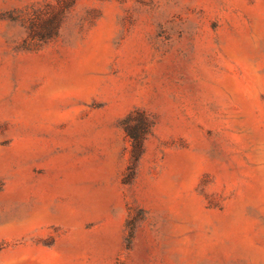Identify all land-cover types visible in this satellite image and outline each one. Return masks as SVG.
I'll list each match as a JSON object with an SVG mask.
<instances>
[{"label":"rangeland","instance_id":"obj_1","mask_svg":"<svg viewBox=\"0 0 264 264\" xmlns=\"http://www.w3.org/2000/svg\"><path fill=\"white\" fill-rule=\"evenodd\" d=\"M0 264H264V0H0Z\"/></svg>","mask_w":264,"mask_h":264},{"label":"trees","instance_id":"obj_2","mask_svg":"<svg viewBox=\"0 0 264 264\" xmlns=\"http://www.w3.org/2000/svg\"><path fill=\"white\" fill-rule=\"evenodd\" d=\"M52 28V27H49V29Z\"/></svg>","mask_w":264,"mask_h":264}]
</instances>
